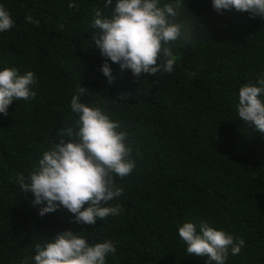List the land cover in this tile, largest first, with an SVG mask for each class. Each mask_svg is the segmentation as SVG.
Listing matches in <instances>:
<instances>
[{
    "label": "trees",
    "instance_id": "16d2710c",
    "mask_svg": "<svg viewBox=\"0 0 264 264\" xmlns=\"http://www.w3.org/2000/svg\"><path fill=\"white\" fill-rule=\"evenodd\" d=\"M73 2L78 7L70 9ZM105 3L0 0L14 20L0 32V71L33 72L36 93L0 113V264H24L26 257L35 264V244L67 230L90 244L111 241L116 252L106 264H208L187 253L178 231L185 222L198 232L207 222L245 241L236 255L229 248L225 264H264V133L238 116L240 87L264 78V16L221 14L213 0H182L173 71L137 78L109 60V83L92 38L99 31L95 10L110 16L116 0L107 9ZM76 95L120 123L135 162L128 176L114 177L123 192L108 204L119 205L120 214L96 225L75 222L62 206L41 216L44 205H34L17 182L39 166L59 130L74 126Z\"/></svg>",
    "mask_w": 264,
    "mask_h": 264
},
{
    "label": "clouds",
    "instance_id": "9594fccd",
    "mask_svg": "<svg viewBox=\"0 0 264 264\" xmlns=\"http://www.w3.org/2000/svg\"><path fill=\"white\" fill-rule=\"evenodd\" d=\"M113 5L106 0L105 9ZM76 8L77 4L69 3ZM182 0L160 6L159 0H116L110 16L94 12L93 36L95 48L105 57L103 74L109 83L114 81L108 61L121 70H131L137 78L143 74L155 76L159 72H172L176 63L171 45L182 35L183 25L175 22ZM218 13L224 10L248 12L264 16V0H213ZM26 20L39 24L31 15ZM14 26L11 14L0 5V32ZM35 74H20L15 68L0 71V113L8 115L13 101L35 97L31 85ZM257 84L259 86H257ZM257 84L248 83L239 89L238 116L264 133V78ZM84 87L79 90L82 94ZM122 99L126 96L122 94ZM71 110L77 115L73 127L59 130L58 142L43 153L39 166L29 176L18 175L22 192L34 195V205H44L39 214L55 212L64 207L74 214L75 222L96 225L97 220L119 215L121 207L109 206L108 202L119 197L123 188L116 185L115 176H128L135 167L131 159L132 149L126 144L128 135L119 122L112 121L100 108H92L81 102V95L73 96ZM67 139V142H66ZM102 202L107 206H102ZM85 205H88L85 207ZM179 237L187 246V253L207 257L208 264H225L229 254L240 253L245 241L223 230H217L207 222H201L199 232L192 222L179 227ZM111 241L90 244L77 231L58 233L54 241L43 240L35 244V264H106V256L115 254ZM32 257H26L24 264Z\"/></svg>",
    "mask_w": 264,
    "mask_h": 264
}]
</instances>
